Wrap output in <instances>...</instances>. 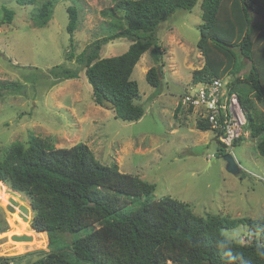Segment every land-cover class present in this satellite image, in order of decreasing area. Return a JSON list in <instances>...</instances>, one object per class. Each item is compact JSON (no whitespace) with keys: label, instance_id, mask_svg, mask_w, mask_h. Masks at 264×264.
<instances>
[{"label":"trees","instance_id":"16d2710c","mask_svg":"<svg viewBox=\"0 0 264 264\" xmlns=\"http://www.w3.org/2000/svg\"><path fill=\"white\" fill-rule=\"evenodd\" d=\"M14 2L34 7L35 27L43 28L50 21L52 0ZM195 4L196 0L115 1L107 14L120 12L121 20L113 17L108 34L89 44L76 59L84 68L94 103L101 107L104 102L111 103L115 119L139 121L145 109L138 103L140 95L137 83L130 79L132 71L151 50L154 66L147 70L145 80L151 87H159L163 51L155 31L177 10L191 11ZM200 10L196 48L203 66L192 71L191 84L236 76L243 60L248 61L250 68L241 87L236 79L229 80L228 88L237 94L246 112L245 131L256 140V150L264 160V118L258 115L253 100L264 102V0H201ZM3 13L0 25L11 23L13 11L4 9ZM67 13L66 31L72 39L78 16L72 7ZM255 17L259 19L256 22ZM119 38L131 41L127 51L100 58L102 47ZM49 74L57 81L78 77L77 71L62 66L53 67ZM19 87L0 81V94L16 92ZM195 124L199 131H211L202 119ZM27 145L25 148L17 142L7 149L0 161V182L28 198L33 211L30 227L45 237L48 252L30 264H264V217H199L181 201L170 197L153 200L154 185L121 173L116 163H100L82 143L56 148L31 136ZM225 153L217 140L216 156ZM137 199L139 206L132 208ZM240 225L258 239L239 244L222 234V230ZM65 234L71 236L69 242ZM13 259L0 256V264Z\"/></svg>","mask_w":264,"mask_h":264},{"label":"rangeland","instance_id":"374dc122","mask_svg":"<svg viewBox=\"0 0 264 264\" xmlns=\"http://www.w3.org/2000/svg\"><path fill=\"white\" fill-rule=\"evenodd\" d=\"M52 1L50 21L37 28L32 21L33 6L0 0V20L4 9L14 13L11 23L0 25V81L20 86L16 92L0 94V161L13 143L27 148L31 136L47 140L56 148L82 143L100 163H116L121 173L154 185L153 200L170 197L188 204L195 215L203 218L264 217V160L258 155L256 140L245 131L232 147L230 153L240 172L231 175L222 157L216 156L214 133L199 131L196 113L180 105L182 95L191 86L192 71L203 64L196 48L201 0H196L191 11L177 10L155 31L163 51L162 78L157 89L145 80L147 70L154 66L151 50L135 65L130 79L137 83L138 103L145 109L136 122L115 119L112 109L94 103L84 68L76 61L89 44L108 34L113 17L121 20L120 12L107 14L117 0ZM68 7L74 8L78 16L72 39L66 31ZM258 20L253 18L254 22ZM130 44L128 39H115L102 47L99 56H119ZM242 64L239 74L227 77L230 82L238 79V87L250 68L248 61ZM55 66L77 71L78 77L57 81L49 74ZM253 100L258 115L264 118V102ZM197 144L206 145L201 155L191 152ZM133 201L132 208L138 207L139 200ZM32 216L28 198L0 183V256H13L9 264H30L49 250L45 237L32 231ZM222 234L239 244L258 239L243 225L224 229ZM13 235H31L32 241H13ZM64 238L69 242L71 236L65 234Z\"/></svg>","mask_w":264,"mask_h":264},{"label":"built area","instance_id":"2783aa9c","mask_svg":"<svg viewBox=\"0 0 264 264\" xmlns=\"http://www.w3.org/2000/svg\"><path fill=\"white\" fill-rule=\"evenodd\" d=\"M228 82V78H214L208 83L191 84L182 95L180 105L185 111L195 112L197 119L206 121L218 142L230 152L233 143L244 135L247 119L237 94L229 90Z\"/></svg>","mask_w":264,"mask_h":264},{"label":"water","instance_id":"95a60500","mask_svg":"<svg viewBox=\"0 0 264 264\" xmlns=\"http://www.w3.org/2000/svg\"><path fill=\"white\" fill-rule=\"evenodd\" d=\"M103 107L105 109H112L113 105L109 102H104ZM206 150V145H198L191 148V152L195 155H201ZM223 161L225 162V170L227 173L231 175H238L240 172V168L233 155L230 152L225 153L222 156ZM13 241H31L32 237L29 235H13L11 237Z\"/></svg>","mask_w":264,"mask_h":264},{"label":"crops","instance_id":"0c3cea01","mask_svg":"<svg viewBox=\"0 0 264 264\" xmlns=\"http://www.w3.org/2000/svg\"><path fill=\"white\" fill-rule=\"evenodd\" d=\"M126 51H127V50H126ZM126 51H125V52H126ZM202 66H203V64H202ZM112 113H114V112L112 111ZM197 145H201V144H197ZM197 145H196V146H197Z\"/></svg>","mask_w":264,"mask_h":264},{"label":"bare ground","instance_id":"6f19581e","mask_svg":"<svg viewBox=\"0 0 264 264\" xmlns=\"http://www.w3.org/2000/svg\"><path fill=\"white\" fill-rule=\"evenodd\" d=\"M31 236V235H30ZM32 237V236H31ZM32 241V240H31ZM30 242V241H29Z\"/></svg>","mask_w":264,"mask_h":264}]
</instances>
